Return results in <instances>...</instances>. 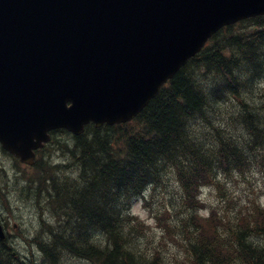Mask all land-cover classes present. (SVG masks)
Listing matches in <instances>:
<instances>
[{
  "label": "water",
  "instance_id": "water-1",
  "mask_svg": "<svg viewBox=\"0 0 264 264\" xmlns=\"http://www.w3.org/2000/svg\"><path fill=\"white\" fill-rule=\"evenodd\" d=\"M260 14L264 0H0V140L33 163L51 129L131 120L220 28Z\"/></svg>",
  "mask_w": 264,
  "mask_h": 264
},
{
  "label": "clouds",
  "instance_id": "clouds-1",
  "mask_svg": "<svg viewBox=\"0 0 264 264\" xmlns=\"http://www.w3.org/2000/svg\"><path fill=\"white\" fill-rule=\"evenodd\" d=\"M215 51L220 55L212 60L202 56L189 62L185 57L166 74L169 83L160 95L143 101L152 100V105L137 117V131L151 128V113L161 110L167 111L170 127L165 128L167 144H157L153 159L142 164L158 181L144 185L152 194L154 211L149 215L143 201L133 197L135 202L121 213L122 218L136 217L140 209V222L145 217L153 221L142 234L134 230L136 220L126 219L118 229L127 240L125 250L137 258H153V249L166 232L157 226L155 216L167 214L166 224L177 243L168 242L166 249H159L160 258L163 264H192L196 257L186 249L189 241L196 244L200 236L192 220H209L215 212L231 229L217 228L218 239L228 242L224 247L230 246V264L264 260V224L249 218L245 227L236 210H229L226 217L224 212L229 200H238L264 213V35L244 28L239 39H226ZM154 135L159 138L164 133ZM233 154L243 166L234 165L225 172L220 164L227 163L225 155L232 160ZM208 165L212 182H198L186 190L181 172ZM90 243L101 249L111 247L103 231L96 232ZM71 264L88 261L73 258Z\"/></svg>",
  "mask_w": 264,
  "mask_h": 264
},
{
  "label": "trees",
  "instance_id": "trees-1",
  "mask_svg": "<svg viewBox=\"0 0 264 264\" xmlns=\"http://www.w3.org/2000/svg\"><path fill=\"white\" fill-rule=\"evenodd\" d=\"M244 28L254 30V34L264 35V18H253L249 22L221 29L189 62L202 56L208 60L214 59L220 55L219 51H215L217 46L226 39H239ZM159 95L160 93L152 100ZM152 100L138 116L151 107ZM137 117L120 125H105L101 128L89 125L85 133L79 136L70 135V140L58 145L59 150H67L72 156L70 164L52 165L46 171L41 166L44 174L40 183L47 186L46 189L39 187L44 192L43 201L48 202V206H51L49 203L52 202L55 210L53 212L58 219V223L53 227L46 226L43 239L38 240L43 254L48 256H44L46 264H60V258L65 252L96 264H158L157 258L152 261L143 257L137 258L127 252L124 248L127 240L118 231L126 219L129 222L130 218H122L121 213L127 210L130 199L140 194L148 181L158 182L156 177L142 169V164L145 160L153 159L158 151L157 144H167L165 128L170 127L166 110L151 113L152 127L148 130H136ZM59 132L68 134L64 130ZM155 132L164 135L156 138ZM224 161L227 163L222 162L220 167L225 172L229 171L231 166H243L239 156L235 154L232 160L225 155ZM63 166L68 168L65 172L72 173L71 176L79 182L71 181L72 179L67 177L65 180H59V177H65L66 173L64 175L60 174V171L53 172ZM210 168L211 165H208L190 172H181L186 190H191L198 182L211 183L213 176L209 175ZM51 171L53 172L50 174ZM137 177L138 180L135 179ZM31 183L37 185V182ZM188 195L191 197L192 192L188 191ZM121 196L125 199L121 200ZM229 210L227 207L224 209L226 213ZM251 213L252 216L250 212L249 215L254 222L259 220L264 224V213L256 207ZM248 220L249 217H241V224L246 227ZM192 224L194 230L200 232L198 242L192 244L189 241L188 244L187 250H191L196 257L192 264H207L208 261H211V264H230V246L224 247L228 242L220 241L217 233L219 227L231 231L223 218L215 216L214 213L211 219H196ZM98 231L108 233L111 247L105 246L101 249L90 243L92 236ZM0 264L30 263L19 256L15 257L11 245L0 240ZM258 264H264V260L258 261Z\"/></svg>",
  "mask_w": 264,
  "mask_h": 264
},
{
  "label": "rangeland",
  "instance_id": "rangeland-1",
  "mask_svg": "<svg viewBox=\"0 0 264 264\" xmlns=\"http://www.w3.org/2000/svg\"><path fill=\"white\" fill-rule=\"evenodd\" d=\"M60 138L65 140L68 138V136L62 135ZM49 154L51 155L47 158ZM44 155L48 161L51 160L52 162L70 160L69 152L67 150L58 151L56 144H51ZM17 165L19 164L13 159V157L5 153L0 147V193H6V197H9L8 204L3 203V199L0 197V211H3L6 214L5 217L9 222V228L11 231H13L10 241L14 245L15 250H17L23 257H29L31 259L37 258L40 260L42 258V254L40 256L36 255L37 251L40 252L39 247L35 245L31 246L25 236H29L31 239L38 236L42 237V228L47 225L42 219L50 221L52 213L46 208L42 209V204L39 199L37 202H35L34 194L36 193V190L34 192H30L28 190L30 189V185H32L30 180L34 179L31 177L37 174L36 168L25 167L24 165L21 166V169H18ZM17 170H21L22 174L24 172V178H21L22 175L18 173ZM13 172L17 173L18 175H15ZM65 173V177H59V180H65L67 177L68 179H72L71 181L74 180L79 182V180H75L76 178L71 176L72 173ZM37 177L38 175H36L35 178ZM23 180L26 182H23ZM221 195H223V191H221ZM145 196H147L145 199H142L141 197H137L136 199L143 201V208L148 209L149 215H151L154 211L152 209V194L146 191ZM133 202L135 201L133 200ZM191 203L193 205L195 204L194 201H191ZM227 208L236 210L241 216L246 218L248 217L249 206L240 204L238 200H229L227 203ZM137 214L138 215L136 217H132L130 219V222L131 220H136L137 223L134 227V230L137 232V234H142L146 230V227L151 225L153 221L145 217L144 222H140V216L142 215L140 209H137ZM225 215L227 216L226 212ZM166 219L167 214L155 216L157 226L166 229L165 235L161 236L157 247L153 249L154 255L152 261L157 258L158 264H163L160 258L159 249H166L168 242L177 243L173 238L172 230L168 229ZM195 220L196 218H193V222H195ZM41 221L44 223L43 226H41ZM14 223H17L16 227L13 226ZM73 258L76 260L81 259L71 254H67L63 256V261L61 264H71ZM88 264L93 263L88 262Z\"/></svg>",
  "mask_w": 264,
  "mask_h": 264
},
{
  "label": "bare ground",
  "instance_id": "bare-ground-1",
  "mask_svg": "<svg viewBox=\"0 0 264 264\" xmlns=\"http://www.w3.org/2000/svg\"><path fill=\"white\" fill-rule=\"evenodd\" d=\"M70 155V154H69ZM70 157H72L71 155H70ZM78 175V174H77ZM28 242L30 243V245L31 246H38L39 247V249H40V245H39V243H38V239H30V240H28ZM11 251V250H10ZM40 252H42L43 253V251L40 249ZM45 257H47L48 258V256L47 255H44Z\"/></svg>",
  "mask_w": 264,
  "mask_h": 264
}]
</instances>
